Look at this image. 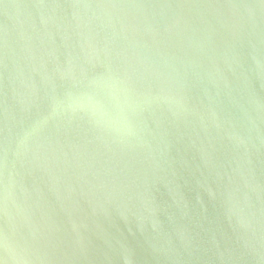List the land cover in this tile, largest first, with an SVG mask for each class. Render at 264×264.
Returning <instances> with one entry per match:
<instances>
[{"label": "water", "instance_id": "1", "mask_svg": "<svg viewBox=\"0 0 264 264\" xmlns=\"http://www.w3.org/2000/svg\"><path fill=\"white\" fill-rule=\"evenodd\" d=\"M0 264H264V0H0Z\"/></svg>", "mask_w": 264, "mask_h": 264}]
</instances>
